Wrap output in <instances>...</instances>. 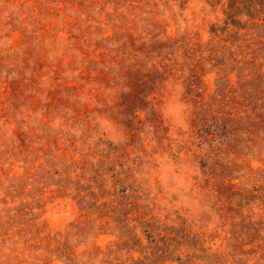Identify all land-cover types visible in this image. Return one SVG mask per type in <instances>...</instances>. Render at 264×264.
Returning a JSON list of instances; mask_svg holds the SVG:
<instances>
[{"label": "rangeland", "instance_id": "obj_1", "mask_svg": "<svg viewBox=\"0 0 264 264\" xmlns=\"http://www.w3.org/2000/svg\"><path fill=\"white\" fill-rule=\"evenodd\" d=\"M227 2L0 0V264H264V3Z\"/></svg>", "mask_w": 264, "mask_h": 264}, {"label": "trees", "instance_id": "obj_2", "mask_svg": "<svg viewBox=\"0 0 264 264\" xmlns=\"http://www.w3.org/2000/svg\"><path fill=\"white\" fill-rule=\"evenodd\" d=\"M255 2H260L261 4H263L264 0H228L226 9L224 11L226 15L225 26L221 30L226 31L229 25H233L235 27H243L240 24L241 22L238 19V16L243 15V13H247L249 17H253V12L251 11L257 9ZM218 30L219 29L215 27L213 32L215 31V33H217L216 31ZM258 224H261V222H259ZM261 228V226L257 228L253 226V229H255L256 232H259Z\"/></svg>", "mask_w": 264, "mask_h": 264}, {"label": "clouds", "instance_id": "obj_3", "mask_svg": "<svg viewBox=\"0 0 264 264\" xmlns=\"http://www.w3.org/2000/svg\"><path fill=\"white\" fill-rule=\"evenodd\" d=\"M165 86L168 89L173 90V98L171 102L165 107L164 109V114L166 116H170L174 122V124L178 126H183L186 123L185 120V108L186 105L179 100V95H180V85L176 84L175 86L170 82V81H165ZM119 133L114 132L113 133V139H118L119 138Z\"/></svg>", "mask_w": 264, "mask_h": 264}]
</instances>
